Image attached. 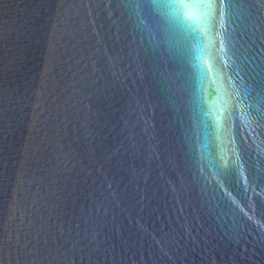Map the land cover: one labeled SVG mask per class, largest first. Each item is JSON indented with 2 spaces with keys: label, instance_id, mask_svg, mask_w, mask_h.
<instances>
[{
  "label": "clouds",
  "instance_id": "obj_1",
  "mask_svg": "<svg viewBox=\"0 0 264 264\" xmlns=\"http://www.w3.org/2000/svg\"><path fill=\"white\" fill-rule=\"evenodd\" d=\"M189 14H192V13H189Z\"/></svg>",
  "mask_w": 264,
  "mask_h": 264
}]
</instances>
